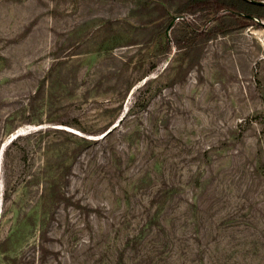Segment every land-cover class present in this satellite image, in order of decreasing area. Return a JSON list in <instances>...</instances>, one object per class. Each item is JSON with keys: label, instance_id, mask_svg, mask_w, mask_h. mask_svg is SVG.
<instances>
[{"label": "rangeland", "instance_id": "374dc122", "mask_svg": "<svg viewBox=\"0 0 264 264\" xmlns=\"http://www.w3.org/2000/svg\"><path fill=\"white\" fill-rule=\"evenodd\" d=\"M188 1L0 0V264H264V7Z\"/></svg>", "mask_w": 264, "mask_h": 264}, {"label": "trees", "instance_id": "16d2710c", "mask_svg": "<svg viewBox=\"0 0 264 264\" xmlns=\"http://www.w3.org/2000/svg\"><path fill=\"white\" fill-rule=\"evenodd\" d=\"M262 7L264 3L260 0H189L186 4L188 11L205 10L211 12L218 20L227 14L234 18L242 16L250 22L255 10Z\"/></svg>", "mask_w": 264, "mask_h": 264}]
</instances>
